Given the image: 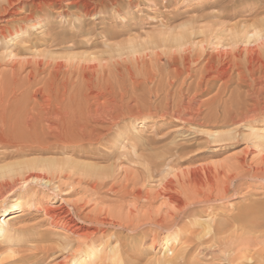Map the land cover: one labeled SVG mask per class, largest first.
Here are the masks:
<instances>
[{"label":"rangeland","instance_id":"374dc122","mask_svg":"<svg viewBox=\"0 0 264 264\" xmlns=\"http://www.w3.org/2000/svg\"><path fill=\"white\" fill-rule=\"evenodd\" d=\"M58 4L54 0H0V26L13 29L20 24L29 32L22 38L21 47L14 40L0 41V62L4 66L23 68V77L32 66L41 63L45 72L39 79H48L52 75L60 85L62 81H68L75 120L85 126L84 141H101V146L90 149L74 144L67 146L66 151L51 149V153L33 152L27 156L55 159L64 170L55 175L50 187L30 190L23 200L25 207L6 219L21 241L13 250L2 253L0 264H71L73 252L79 251L86 242L97 241L104 246L106 255L111 247L117 246L118 257L124 264H159V260L174 256L183 245L176 242L166 251L165 234L158 239H154L153 234L141 239L140 235L113 228L89 234L90 237L84 231L85 235L68 236L67 231L53 223L45 212L49 207L64 206L71 214L89 215L92 220L99 215L117 217V214L123 219L130 216L136 220L150 208L154 213L166 215L172 205L156 199L158 184L140 181L133 188L127 179L137 176L146 160H153L170 148H178L176 157L164 169V175L170 174L167 175L170 178L181 176L180 173L199 164L220 166L228 171L229 166L241 157L258 161L264 151L250 149V143L254 142L255 132L264 133L263 119L238 127L216 122L195 126L153 113L162 111L154 90L159 87L157 82L161 81L166 68L168 52L180 51L173 44L177 35L190 34L200 48L207 33L219 30L229 33L235 27L250 30L264 22V0H125L94 16H86L78 6L70 5L66 0ZM28 14L33 16L32 19L27 17ZM61 65L68 70L66 78L56 73V68ZM92 67H95L94 71H91ZM149 86L156 95L149 93ZM98 94L100 98L96 100ZM210 96L212 94L205 95L201 100ZM135 101L141 104L138 106ZM89 106H92V114ZM97 108L104 112L120 111L115 114L116 117L120 114L119 121L115 124L96 121L94 113ZM212 134L227 138L226 143L204 145L211 140ZM96 181L106 185L96 190L93 187ZM244 187L240 195L203 209L202 221H208L210 217L228 221L245 210L249 203L264 200L263 184L246 183ZM125 189L131 195L121 199ZM138 190L151 198L149 208L144 206L145 200L135 199ZM92 224L86 222L83 228L94 231L96 227ZM192 226L194 235L204 229L196 224ZM255 237L249 240L252 245H248V241L243 246L247 257L234 264H264V236L258 240ZM226 248L222 246L201 255L194 249L185 253L194 264H227L222 260L227 255ZM257 250L261 257L255 256ZM105 253L96 264H115ZM254 257V261L250 260Z\"/></svg>","mask_w":264,"mask_h":264},{"label":"bare ground","instance_id":"6f19581e","mask_svg":"<svg viewBox=\"0 0 264 264\" xmlns=\"http://www.w3.org/2000/svg\"><path fill=\"white\" fill-rule=\"evenodd\" d=\"M54 1L63 4V0ZM66 1L70 5L78 6L86 16H94L120 5L125 0ZM27 17L32 19L33 16L28 14ZM18 26L13 29L9 26H0V41L14 40L21 47L24 42L22 38L27 37L29 32L20 24ZM191 38L190 34L183 32L173 40V44L178 46L180 51L166 53V68L161 74V81L157 82L160 83L159 87L154 90L158 96L149 86V93L153 92L162 106L161 112L157 108L158 112L153 114L195 126L216 122L238 127L246 122H255L259 119L264 121V22L250 30L235 27L229 33L222 30L207 33L200 42V48ZM42 68L41 63H36L23 77V68L15 65L4 66L0 62V256L7 250H13L21 241L6 219L25 207L23 200L30 190L36 187H50L54 184L55 175L64 170L55 159L27 156L33 152L46 154L51 149L66 151L67 146L74 144L82 148L88 146L90 149H98L101 146V141H84L85 126L75 120L74 108L71 109L73 95L70 94L68 81H62L60 85L57 78L49 74L50 72H46L50 75L48 79H39L40 74L45 72ZM94 70L95 67H92L91 71ZM56 73L57 75L61 73L66 78L68 70L65 65H61L56 68ZM208 94L212 96L202 101L201 98ZM99 98L98 94L95 99ZM136 104L139 106L141 103ZM90 109L92 106H89ZM102 112L104 111L100 108L95 110L96 121H109L113 124L119 121L120 114L117 117L115 114L118 115L120 111L117 113L108 110L104 112L106 115ZM89 113L92 114V110ZM129 113L131 114L130 111ZM133 126L135 128V125ZM214 134L204 145L226 143L227 138ZM253 136L254 142L250 143V149L261 148V151H264V133L255 132ZM177 153V147L170 148L153 160H146L139 174L130 180L127 179L133 188L140 181L144 184L151 182L158 184L156 199L166 205H172V209L166 215H162L161 212L154 213L150 208L151 211L136 220L130 216L123 219L119 214L117 217L99 215L92 220L89 215L71 214L64 206L49 207L45 214L59 228L66 230L68 236L85 235L82 231L89 236L97 231H108L109 228H113L116 231L140 235L141 239L151 234L154 239H158L165 234L163 242L166 251H169V246L176 242L183 245L174 256L159 260V264H194L187 258V251L194 249L201 255L222 246L227 247L225 252L227 255L222 257L227 264L243 260L247 257L243 247L245 243L253 236H256V239L264 236V200L249 203L245 210L228 221H220L215 217L202 221V211L207 206L218 205L238 195L246 183L264 185V155H261L258 161H248V158L241 157L234 165L229 166L231 169L228 167L230 170L227 168L228 171L219 168L220 166L199 164L180 173L181 176L175 175L174 178H170L168 177L170 174L164 175V169ZM105 185L104 182L93 183L96 190ZM112 189L113 187L111 191ZM122 194L121 199L131 195L127 193V189ZM135 199L145 200L143 204L148 208L152 205L151 198L139 190ZM192 209L196 211L190 212ZM86 222L94 223L92 224L96 227L94 231L91 229L90 232V229L83 228ZM195 224L204 228L198 235L191 232L192 225ZM251 241L248 245L252 243ZM262 242L264 244L263 240ZM103 247L98 241L84 243L79 251L72 253L71 264H96L106 252ZM118 252L117 246L111 247L107 255L115 264H124L119 259ZM257 253L255 256L261 257L259 250ZM254 259L255 257L250 260Z\"/></svg>","mask_w":264,"mask_h":264}]
</instances>
